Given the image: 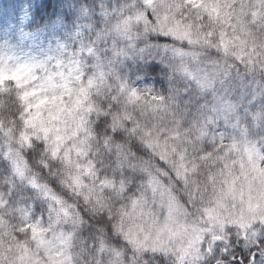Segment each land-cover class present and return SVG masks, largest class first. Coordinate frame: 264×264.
<instances>
[{
  "label": "snow or ice",
  "instance_id": "snow-or-ice-1",
  "mask_svg": "<svg viewBox=\"0 0 264 264\" xmlns=\"http://www.w3.org/2000/svg\"><path fill=\"white\" fill-rule=\"evenodd\" d=\"M5 16L23 130L2 179L25 147L63 167L28 179L33 208L0 195V264H87L89 243L110 264H264V0H85L63 35Z\"/></svg>",
  "mask_w": 264,
  "mask_h": 264
},
{
  "label": "clouds",
  "instance_id": "clouds-1",
  "mask_svg": "<svg viewBox=\"0 0 264 264\" xmlns=\"http://www.w3.org/2000/svg\"><path fill=\"white\" fill-rule=\"evenodd\" d=\"M114 2V0H113ZM85 3V0H8L3 5L7 8L4 30L7 31L14 19L19 16L25 9L30 10L36 23L33 24L32 30L37 27H43L44 23H52L57 19H61L66 25V29H70L72 23L75 21L78 9ZM89 6L92 4V0H87ZM4 102V107L0 108V195L3 196L5 201H20L26 200L27 206L33 208L36 203V193L31 191V186L28 183L30 177H37L41 183H46L49 187H52L53 183L58 184L61 176L62 165L58 162L51 168L41 169L42 155H37V151H32L31 159L29 160V149L24 148L23 158L29 161L30 167L23 180L17 178L13 184H8L2 179L5 176L11 177L10 163L4 156V152L7 151V144L11 137L12 146L17 147L15 141L19 137V133L23 130L22 124L19 119L17 107L13 106V99L9 96L0 98ZM258 107H264V105H258ZM39 143V141H37ZM35 145H33V148ZM10 206L12 204L10 203ZM23 206V205H21ZM85 238H88V233H84ZM89 255L87 264H110L111 257L105 253L104 255H97L89 243Z\"/></svg>",
  "mask_w": 264,
  "mask_h": 264
},
{
  "label": "trees",
  "instance_id": "trees-1",
  "mask_svg": "<svg viewBox=\"0 0 264 264\" xmlns=\"http://www.w3.org/2000/svg\"><path fill=\"white\" fill-rule=\"evenodd\" d=\"M7 2L8 0H0V5H5ZM3 8H4V11L6 12L7 8L6 7H3Z\"/></svg>",
  "mask_w": 264,
  "mask_h": 264
}]
</instances>
